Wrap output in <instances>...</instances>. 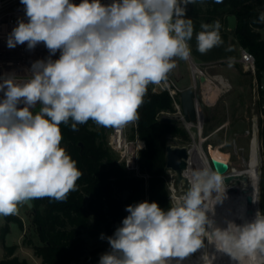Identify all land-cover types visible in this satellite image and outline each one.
Returning a JSON list of instances; mask_svg holds the SVG:
<instances>
[{
  "label": "clouds",
  "instance_id": "clouds-1",
  "mask_svg": "<svg viewBox=\"0 0 264 264\" xmlns=\"http://www.w3.org/2000/svg\"><path fill=\"white\" fill-rule=\"evenodd\" d=\"M20 3L27 21H17L7 46L26 43L32 50L43 43L50 55L35 61L26 79L0 77V216L15 215L30 200L66 201L77 190L83 173L61 146L60 125L76 131L90 120L102 127L138 121L148 86L167 81L175 59L191 55L194 24L186 10L197 0ZM200 27L201 54L223 43L218 21ZM188 180V190L171 197L167 210L148 201L126 206L121 226L112 236H100L110 251L101 254L99 264H172L173 259L181 264L205 239L238 264H264V214L216 227L207 214L214 215L223 201V176L201 168L191 170ZM201 259L213 264L215 256L204 253Z\"/></svg>",
  "mask_w": 264,
  "mask_h": 264
},
{
  "label": "trees",
  "instance_id": "trees-1",
  "mask_svg": "<svg viewBox=\"0 0 264 264\" xmlns=\"http://www.w3.org/2000/svg\"><path fill=\"white\" fill-rule=\"evenodd\" d=\"M263 11L264 0H222L221 3L197 0L196 4L187 6L186 18L192 19L193 34H197L202 30V23L213 25L218 21L219 32L227 29V18L234 15L236 24L227 30L239 45L255 55L257 68L261 70L264 69V38L253 27L264 24L259 20ZM228 52L227 49L226 56ZM172 109L167 92L147 90L136 127L137 135L145 141V147L139 152V166L147 177L133 174L123 162L118 161L107 144L111 127L99 126L91 120L78 125L76 131L60 125L61 146L77 162L83 175L76 182L77 190L71 192L66 201L32 200L31 223L38 237V243L32 247L42 263L99 264L102 250H110L107 239L84 252L83 233L94 238L101 234L112 236L128 215L125 210L128 205L148 201L158 203L164 210L171 206L165 147L171 137H187V131L178 121L158 115L160 111ZM204 131H208V126ZM19 224L22 227L21 222ZM7 231L5 226L3 234ZM15 248L16 245L5 247L7 253L0 259V264H28L26 259L14 255Z\"/></svg>",
  "mask_w": 264,
  "mask_h": 264
},
{
  "label": "built area",
  "instance_id": "built-area-1",
  "mask_svg": "<svg viewBox=\"0 0 264 264\" xmlns=\"http://www.w3.org/2000/svg\"><path fill=\"white\" fill-rule=\"evenodd\" d=\"M71 2L79 4L81 0H71ZM111 2L112 0H101L102 4H110ZM19 19L27 21L24 6L20 3V0H0V77L11 75L23 80L30 77L32 64L37 60H46L50 53L43 43L38 44L32 50L27 48L26 43L11 49L7 46L8 36L13 28L16 27ZM253 29L260 32V27H253ZM60 54V51H57L51 58L53 60L58 59ZM230 60L238 64L242 73L250 76L248 85L249 96L245 103L247 125L242 131L233 129L230 132L233 126H231L232 121L228 117L207 132L203 129L205 123L203 109L215 106L222 95L232 89V84L227 76L222 73H211L208 71V65H211V63L200 64L190 60L192 77L190 86H193L196 90L194 103L197 118L193 121H186L182 111L180 92L186 87L180 86L171 73L168 74L167 81L159 85L150 84L148 90L168 93L173 109L171 111H160L158 115L177 118V121L188 130L193 141L196 137L200 140L202 135V144L205 143L208 154L211 146L219 147L222 150L229 147V149L225 150L230 154L226 173L234 168L249 166L253 160L252 163H254L258 171L256 204L258 211L264 214V208L262 207L264 204V69L259 70L257 68L255 55L241 45L239 46V55ZM200 77H204V80L209 81L217 88L218 95L213 100L205 96L203 81L197 87L196 82ZM0 99H3L2 92H0ZM200 116L202 119L201 131L195 124ZM237 121L236 118L235 124ZM128 126L135 130L133 139L127 137L126 130ZM136 127L137 121L123 127H111L107 136V144L117 155L118 161L123 162L128 171L138 176L147 177L146 174L140 171L139 166V152L145 147V141L137 135ZM218 132H222V140L212 144L210 138ZM141 144L143 145L142 147ZM232 157L236 159L237 166L233 165Z\"/></svg>",
  "mask_w": 264,
  "mask_h": 264
},
{
  "label": "rangeland",
  "instance_id": "rangeland-1",
  "mask_svg": "<svg viewBox=\"0 0 264 264\" xmlns=\"http://www.w3.org/2000/svg\"><path fill=\"white\" fill-rule=\"evenodd\" d=\"M260 34L262 37H264V24L260 27ZM220 35H226V48L230 52H228V56L222 60L208 62L211 63V65H208V71L211 73H222L223 75L227 76L232 84V89L222 95L215 106L203 109L205 116L203 129L208 126L209 131L228 117L232 121L231 126H233L230 129V132L233 129L242 131L247 125L245 117V103L247 101V97L249 96L248 85L250 76L242 73L238 64H236L233 60H230L231 58H236L239 55L240 46L235 41L231 31L224 28L220 32ZM189 42L191 51H193V46L197 48L196 35H193L191 41ZM179 64L181 66V77L178 78L179 85L183 86L185 84L192 83V77L188 69L189 61L179 59ZM34 111H39V106H37ZM236 118L238 121L235 124L234 121ZM184 129L187 131V137H171L167 143L172 145L190 146L193 140L188 130L185 127ZM126 134L129 139H133L135 137L134 130L131 126L127 127ZM196 139L199 140L198 137H196ZM221 140L222 132H218L210 138V142L212 144L220 142ZM203 148L206 151L205 143H203ZM227 149H229V147L223 148V150ZM231 160L233 165L237 166L236 159L232 157ZM166 171L170 199L171 197H177L176 195L182 192L183 181L177 183L175 180V172L171 169H167ZM262 207H264V204ZM31 217V210L25 204L19 206L18 212L15 215L0 216V259L3 258L7 253L5 249L6 246L16 245L14 255H17L19 259H26L28 264H44L35 254L32 247V244L38 243V237L35 227L31 223ZM19 222H21L22 227L20 226ZM5 226L8 227V231L3 234V228ZM83 236L85 238L84 252L89 251L96 245L102 244L104 241V239L102 240L100 237H90L86 233H83ZM108 251L110 250H102V253Z\"/></svg>",
  "mask_w": 264,
  "mask_h": 264
},
{
  "label": "bare ground",
  "instance_id": "bare-ground-1",
  "mask_svg": "<svg viewBox=\"0 0 264 264\" xmlns=\"http://www.w3.org/2000/svg\"><path fill=\"white\" fill-rule=\"evenodd\" d=\"M203 91L206 97L213 100L218 95V90L209 81L203 80ZM196 127L202 130V119L199 117L198 121L195 122ZM190 125V124H188ZM202 135L200 140H195L192 142L188 148V158L187 165L182 172V178L188 183V174L191 170H197L201 168H211L213 167L210 163V156L215 159L228 162L230 154L228 151L222 150L219 147L211 146L209 147V154L205 151L202 144ZM253 162V160H252ZM244 168H234L228 173H233L234 177L230 182H226L224 179V198L222 203H217L214 206V215L209 212L207 215L209 219L213 221L214 226L224 228L228 221H233L237 224H242L245 222H250L255 218V214L258 211L256 204V190L258 181V171L252 163ZM187 170V171H186ZM215 171V170H214ZM223 178L225 174H221ZM183 183V182H182ZM175 190V189H173ZM188 189L182 190L180 194L176 196H182ZM251 191L254 196V212L250 211V204L247 202V195ZM215 196V193H213ZM214 202H209V207H212ZM211 231V229H208ZM204 253H208L209 257L215 256L213 264H238L234 261L228 254L219 252L216 250L214 244H210L207 239L204 241V247L197 252L191 254L189 257L181 261V264H203L201 257ZM172 264H176V260H172Z\"/></svg>",
  "mask_w": 264,
  "mask_h": 264
},
{
  "label": "water",
  "instance_id": "water-1",
  "mask_svg": "<svg viewBox=\"0 0 264 264\" xmlns=\"http://www.w3.org/2000/svg\"><path fill=\"white\" fill-rule=\"evenodd\" d=\"M228 29H233L236 24V18L234 15H229L227 18ZM190 60V56H189ZM204 80V77H200L197 80V87L199 86L200 82ZM196 96V90L193 86H188L180 92V99H181V106L184 117L186 121H193L197 118L194 97ZM166 120H173L177 121L175 117L165 116L162 117ZM210 156V162L212 167L219 171L220 174H225V181L230 182L234 174L233 173H226L228 169V164L224 161H220L215 159L214 157ZM187 158H188V148L186 145H172L170 143L166 144L165 147V167L167 169H171L175 172V180L176 182L183 181V188L188 189V183L183 180L182 172L187 165ZM247 202L250 204V211L254 212V196L251 191L247 195ZM28 208H32L33 202L32 200L24 203ZM34 210V209H33Z\"/></svg>",
  "mask_w": 264,
  "mask_h": 264
},
{
  "label": "crops",
  "instance_id": "crops-1",
  "mask_svg": "<svg viewBox=\"0 0 264 264\" xmlns=\"http://www.w3.org/2000/svg\"><path fill=\"white\" fill-rule=\"evenodd\" d=\"M228 29V26H227ZM230 30V29H229ZM196 35V34H193ZM220 35V32H219ZM222 41H224L222 44H220L219 46L213 47L211 50H209L206 54H201L196 47H192L193 51H191V55H190V60L196 63H200V64H205L211 61H215V60H222L226 57V43L225 41H227V39L224 37V35H220ZM189 46H190V42ZM189 61V73H190V60L189 58L187 59ZM175 63H176V67L170 72L172 74V76H174L177 81L178 78L181 77V66L179 64V59L176 58L175 59ZM191 74V73H190ZM190 84H185L182 87H188L190 86Z\"/></svg>",
  "mask_w": 264,
  "mask_h": 264
}]
</instances>
